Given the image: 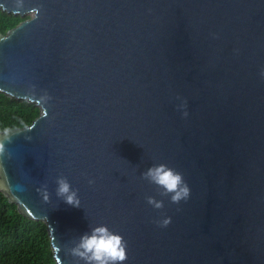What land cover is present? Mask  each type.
Wrapping results in <instances>:
<instances>
[{
	"label": "water",
	"instance_id": "95a60500",
	"mask_svg": "<svg viewBox=\"0 0 264 264\" xmlns=\"http://www.w3.org/2000/svg\"><path fill=\"white\" fill-rule=\"evenodd\" d=\"M0 8L31 14L0 34V93L41 109L10 143L0 133V192L47 223L56 264H84L70 249L101 224L127 242L123 264H264V0ZM159 163L186 201L143 179ZM60 176L80 207L56 195Z\"/></svg>",
	"mask_w": 264,
	"mask_h": 264
},
{
	"label": "trees",
	"instance_id": "16d2710c",
	"mask_svg": "<svg viewBox=\"0 0 264 264\" xmlns=\"http://www.w3.org/2000/svg\"><path fill=\"white\" fill-rule=\"evenodd\" d=\"M28 18L0 8V34L6 35ZM40 115L35 104L0 93V133L28 128ZM0 264H56L47 223L26 217L1 192Z\"/></svg>",
	"mask_w": 264,
	"mask_h": 264
},
{
	"label": "clouds",
	"instance_id": "9594fccd",
	"mask_svg": "<svg viewBox=\"0 0 264 264\" xmlns=\"http://www.w3.org/2000/svg\"><path fill=\"white\" fill-rule=\"evenodd\" d=\"M264 75V72H262ZM183 107V105H181ZM187 116V112H184ZM3 135L6 141L11 142L9 130L5 129ZM30 139V137H26ZM5 142H0V157L5 153ZM143 179L154 184L162 197H170L173 204L186 201L190 196V188L184 180L183 174L165 163L152 165L142 173ZM92 183V181H89ZM56 195L65 203L74 207H80L78 190H74L66 177L60 176L56 180ZM45 199L47 188L45 186ZM147 203L156 209L163 208V201L152 196L147 197ZM171 218H164L160 224L166 227ZM127 242L123 236L113 232L107 225L91 227L90 231L79 237L78 243L70 249L73 257L83 261L84 264H123L127 260Z\"/></svg>",
	"mask_w": 264,
	"mask_h": 264
},
{
	"label": "rangeland",
	"instance_id": "374dc122",
	"mask_svg": "<svg viewBox=\"0 0 264 264\" xmlns=\"http://www.w3.org/2000/svg\"><path fill=\"white\" fill-rule=\"evenodd\" d=\"M27 15L31 17V14H27Z\"/></svg>",
	"mask_w": 264,
	"mask_h": 264
}]
</instances>
